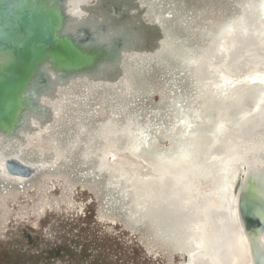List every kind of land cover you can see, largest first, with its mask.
<instances>
[{"label": "water", "instance_id": "1", "mask_svg": "<svg viewBox=\"0 0 264 264\" xmlns=\"http://www.w3.org/2000/svg\"><path fill=\"white\" fill-rule=\"evenodd\" d=\"M136 2L140 3L139 0H94L91 5H84L87 11L90 9L92 11L95 6H98L97 11L105 15L101 23L95 22V24L94 21L79 23L76 17L77 12L75 13L72 9L71 0H0V134L11 140L18 135L19 130L28 127L27 116L43 114L47 117L48 107L53 108V111L55 106L58 108V113L50 120L43 117L41 123H44V127L37 126L39 133H35V138L24 147L20 145L16 149V154L7 156L0 153V182L3 189L4 184L7 183H17L22 186L48 169L72 162V159L77 156L82 160L83 167L89 168L90 165L85 157L76 153L82 147L69 145L74 129H77L76 134L81 136L89 133L91 128L97 124L103 127L102 122H99L102 119L100 108L106 109L107 115L109 113L112 115L119 105L117 100L120 99L123 104L122 111L128 115L132 114L135 107L134 102L142 96L141 89L143 88L140 87L144 72L148 73V71L158 69L163 72L162 78L166 81L168 75L166 69H170L171 74L175 75H172L173 83L181 82L175 56L184 50L175 54L172 52V57L166 62L157 59L154 55L145 56L147 49L154 48L148 41L151 33L155 32L154 30L163 31L165 15L152 2L150 5L147 2L144 3V6L137 9V12L134 7ZM149 11L151 16H148ZM79 12L83 13L81 10ZM147 17L149 20H146ZM126 22H132V26H125L132 33L129 39H126V35H121L103 43L94 35L95 31L99 36L107 34L112 26L121 27L119 25L126 24ZM220 28L225 35L222 36L221 32L216 35L219 38L222 37L223 54L220 61L216 58L215 63L206 62L208 65L206 66L211 67L208 71L209 75L221 76L228 80L230 76H233L232 66L239 61V58L260 56L264 59V55L255 45L242 42L235 34L234 27H231L234 30L231 33L228 32L231 29L230 26ZM129 40L132 44H136L125 47ZM146 43L149 48H146ZM175 44L178 45L180 42L173 41V36L170 35L166 48L161 49L162 53L158 55L167 57L170 49L177 46ZM160 62L166 63V66ZM105 65H110V71L115 75L110 83L105 81L100 83L95 80L96 74L100 73ZM143 65L146 66L143 67ZM168 65L169 68H167ZM251 76H248L246 81ZM103 93L104 98H109V104L99 103L93 108L91 101L95 98H97L95 101L98 100ZM113 96H116L115 100ZM85 110H90V113H85ZM134 114L140 119L145 117V112L143 114L140 111H134ZM188 114L189 111L182 109V121L189 117ZM78 115L83 116L80 119L83 122L78 120L76 117ZM256 116L254 114L253 118L255 119ZM71 118L75 119L73 120L75 124L72 123ZM32 121L35 125L36 120ZM65 123L69 127H65ZM186 123L185 120L184 124ZM24 125L27 126L24 127ZM259 126L258 131L260 132L257 136L249 138L245 157L246 172L238 185V196L236 199H230L228 206L221 205L225 206L221 213H218L220 216L218 223L222 229L218 227L214 230L216 224L210 228L208 226L209 240L206 239L210 250L214 252L217 243L213 235L215 233L221 235L219 240L221 245H224L226 238V242H230L229 233H232L234 223H236L246 237L249 252V257L247 255L246 259L242 258V263L250 262V264H264V161L257 165L258 160L264 154V124ZM150 130L148 125L144 128L142 135L149 136ZM102 137H105L104 134ZM105 139H109V136ZM84 147L87 148V144ZM40 149L46 151L39 152ZM257 154H261V157L257 158ZM124 155L130 157L129 153H124ZM125 156L119 149L107 148L102 159L109 166L118 164V160H123ZM126 162L127 164L122 163L125 168L130 164L128 160ZM142 164L136 161L132 165L149 172V169ZM106 169L90 170L89 168L84 171V174L100 178L106 175L108 172ZM196 176L200 183L206 182L209 185L213 184L212 187H214L213 177L206 168L198 169ZM216 184L215 186H218V183ZM105 186L109 191L117 188V185L110 180L105 183ZM113 198L116 200L117 208L123 212L128 221L137 225L150 223L154 227L152 219L148 217L151 207L154 206L151 195H145L144 199L138 202L134 200L133 204L137 207L134 209H131V202L120 201L121 198H128L123 192L118 191ZM224 211L229 212V217L233 215L235 219L233 223H230V218L224 215ZM171 226H173L172 223ZM154 230L157 237L173 242L174 237L168 234L169 229L168 232L166 230L162 232L154 227ZM225 250L228 251L224 254ZM229 253L230 249L226 245L220 248V254L218 252L214 260L217 263L218 261L224 262ZM184 258L187 261L190 260L187 254Z\"/></svg>", "mask_w": 264, "mask_h": 264}, {"label": "bare ground", "instance_id": "2", "mask_svg": "<svg viewBox=\"0 0 264 264\" xmlns=\"http://www.w3.org/2000/svg\"><path fill=\"white\" fill-rule=\"evenodd\" d=\"M139 1L140 3L136 2L134 6L136 11L150 0ZM242 1L247 9V16L226 17L224 21L205 31L203 35L211 40L207 42L208 46L200 45L202 40L194 39V34L189 38L178 37L180 40L183 39L180 44L185 46L184 51L175 56L177 72L182 82H180V87L182 84H184L182 86L189 87L195 92V97L189 99L187 93L183 94L179 85L173 83L172 87L176 86L178 89L175 88L171 92L174 98L170 99V103L144 109L145 117L142 119L135 116L134 111L137 110L131 112L130 115L124 113L122 99L119 98L120 100H117L119 105L112 115L109 113L106 119L99 121L102 122L103 127L97 124L91 128L89 133L81 136L76 134L77 129H74V134L69 139V145L82 147L76 153L85 157L90 166L87 162L86 165L90 170L107 168L108 179L105 182L108 183L110 180L117 185L114 194L118 191L119 193L123 192L128 200L121 198L120 201L131 202V209L137 208L133 204L134 200L138 202L144 199L145 195H151L154 206L151 207L148 217L152 219L153 225L158 230L168 232L169 229L168 234L174 237L173 242L176 244L177 250L183 257L186 254L190 257L189 261L185 259L181 264H250V262L242 263V258L246 259L247 255L249 257V252L246 237L236 223H234L232 233H229L231 235L230 242H226V238L224 245H221L219 244L221 235L216 233L213 235L214 241L217 243L214 252L211 251L212 249L210 250L207 241L209 240L207 227L210 228L216 224L214 230H217L218 221H220L218 213H221L222 209L229 205L230 199H236L238 196V185L246 172L247 160L245 157L247 156L249 138L257 136L260 132L258 131L259 125L264 124V59L260 56L239 58V61L232 66L233 76H230L231 79L228 80L221 76L209 75L208 71L211 67H207L206 63L207 61H210V64L211 62L215 63L216 58L219 59L218 61L222 58V37L219 38L216 33H222L220 27L223 26L234 27L235 34L244 33L255 39L247 44L255 45L264 55V0ZM71 2H73V8H71L75 10V13L77 12L76 17L80 21L79 23H86L84 21L101 23L103 21L105 15L97 11L98 6H95L92 11L85 9L84 5H91L94 0H71ZM79 10L83 13H80ZM136 11L135 14L138 12ZM255 14L257 17L253 16ZM148 16H151L150 11ZM250 16L252 17L250 18ZM110 23L113 25L112 22ZM126 25L132 26V22L120 24L121 27L112 26L107 34L101 36L95 31L94 35L103 43L121 35H126V39H129L128 37L132 33L126 29ZM232 31H234L232 28L228 30L229 33ZM223 35L225 34L222 33ZM172 36L174 35L172 34ZM188 40L189 44L186 43ZM135 44L129 40L125 47ZM157 47L147 56L156 54L159 51ZM109 66L102 67L100 73L95 76L96 81L110 83V80L115 78ZM166 70L171 74L170 69ZM256 72L258 78L246 81L249 75ZM169 73L168 75H170ZM172 75L170 77L173 78L175 75ZM141 78L140 88L143 89L140 93L144 95L151 92L152 88L147 84L145 77ZM100 97L97 101L109 104V98H104V93ZM113 97L115 100L116 96ZM48 109L47 117H44L43 114L27 116L28 127L19 130L18 135L12 137L13 139L9 140L0 134V153L11 156L16 154V149L20 145L24 147L30 143L35 138V133H39L37 126L44 127V123L41 121L44 118L50 120L58 113L56 106L54 111L51 107ZM182 109L189 111V117L184 118L183 121ZM85 111V113H90V110ZM252 111L255 116L257 115L255 119ZM82 115L76 116L79 121L83 118ZM156 118H158L157 121ZM247 118L252 119V124H247ZM32 120H36L34 121L35 125ZM73 120L75 121V119L71 121ZM185 120L186 124H184ZM148 125L151 128L150 135L144 136L142 135L144 128ZM26 126L24 125V127ZM161 129L165 131L171 142L169 147L163 149L156 145V136L161 135ZM103 134L105 137L109 136V139L102 137ZM86 144L87 148L84 147ZM107 148L119 149L123 156H125L124 153H129L130 157L125 156L123 160H118V164L108 166V163L103 162L102 159ZM41 151L46 150L40 149L39 152ZM260 155L257 154L256 157H261ZM126 159L130 162L127 168L124 166L125 163L127 164ZM136 161L143 163L142 165L148 168L149 172L135 168V165L132 164ZM263 161L264 154L256 163L260 165ZM202 168H206L210 176L213 177L214 187H212L213 184L209 185V183L198 181L196 172ZM216 183L218 186H215ZM107 190L109 191V189ZM130 213L132 214V212ZM224 215L228 219L230 218V223L235 221L233 215L229 217V212L224 211ZM219 228L222 229V227ZM225 242L230 253L224 262L218 261L219 263H217L214 256H217L218 252L220 254V248L226 246ZM209 243L211 244V242ZM227 251L225 250L224 254Z\"/></svg>", "mask_w": 264, "mask_h": 264}, {"label": "rangeland", "instance_id": "3", "mask_svg": "<svg viewBox=\"0 0 264 264\" xmlns=\"http://www.w3.org/2000/svg\"><path fill=\"white\" fill-rule=\"evenodd\" d=\"M149 2L165 15L163 31L154 30L148 39L155 49L158 44L159 51L153 55L163 62L172 57V52L185 48L180 44L170 49L167 57L158 55L170 40L167 33L173 34V41L180 43L183 39H178L179 36L189 38L194 34V39L202 40L200 45L205 47L211 41L203 35L205 31L226 17L247 16L242 0ZM236 35L243 43L255 41L244 33ZM154 48L147 49L145 56H151L147 54ZM144 74L152 91L138 97L133 108L142 113L148 107L170 103L174 98L171 92L175 90L171 74L166 81L158 69ZM254 74L250 80L258 78L257 72ZM177 84L180 87L181 83ZM182 85L183 94L187 93L189 99L195 97L194 91ZM99 103L93 99L91 106L94 108ZM107 112L101 107L100 118L106 119ZM249 123L252 124V119L247 118ZM160 132L156 145L162 149L169 147L167 134L162 129ZM85 170L77 156L72 162L48 169L22 186L7 183L3 189L0 182V264H181L185 260L174 242L155 235L156 226L137 225L124 217L113 198L115 190L106 189L107 175L96 178L85 175Z\"/></svg>", "mask_w": 264, "mask_h": 264}, {"label": "flooded vegetation", "instance_id": "4", "mask_svg": "<svg viewBox=\"0 0 264 264\" xmlns=\"http://www.w3.org/2000/svg\"><path fill=\"white\" fill-rule=\"evenodd\" d=\"M192 30H194V29H192ZM192 30H191V31H192ZM193 32H194V31H193Z\"/></svg>", "mask_w": 264, "mask_h": 264}]
</instances>
